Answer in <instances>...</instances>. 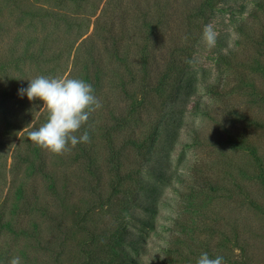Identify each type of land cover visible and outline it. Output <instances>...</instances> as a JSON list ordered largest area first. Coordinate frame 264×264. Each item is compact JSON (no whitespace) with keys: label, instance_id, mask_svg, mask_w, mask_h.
<instances>
[{"label":"trees","instance_id":"16d2710c","mask_svg":"<svg viewBox=\"0 0 264 264\" xmlns=\"http://www.w3.org/2000/svg\"><path fill=\"white\" fill-rule=\"evenodd\" d=\"M219 1L0 0V158L10 147L9 170L0 165V264L15 256L21 264L116 263L123 233L111 213L125 209L118 197L132 194ZM235 30L240 37L217 55L204 87L213 101L202 110L207 122L192 131L209 158L193 167L207 168L204 187L182 195L206 204L192 224L175 222L190 242L171 243L168 264H197L205 252L224 264H264V0ZM70 54L65 79L91 84L102 107L76 133L87 130L90 142L54 155L29 138L47 110L18 91L38 76L62 78Z\"/></svg>","mask_w":264,"mask_h":264},{"label":"rangeland","instance_id":"374dc122","mask_svg":"<svg viewBox=\"0 0 264 264\" xmlns=\"http://www.w3.org/2000/svg\"><path fill=\"white\" fill-rule=\"evenodd\" d=\"M258 1L220 0L211 10L204 25L213 24L216 44L207 48L201 42L202 30L198 34L191 58L171 90L172 100L163 109L134 190L130 195L118 197L125 209L111 213L112 222L115 226L121 223L123 233L121 250L113 256L115 264H168L167 247L187 239L179 234L175 222L190 225L200 216L206 204L204 198L182 195L204 187L207 168H200L196 173L193 167L205 164L209 158L207 151L195 149L196 138L192 131L207 122L202 110L213 101L204 87L217 75V55L226 53L234 45L240 37L235 30L237 25L248 17ZM71 65L72 54L65 58L62 78L66 77ZM9 149L0 158L3 173L9 170ZM81 260L75 259L76 262Z\"/></svg>","mask_w":264,"mask_h":264},{"label":"clouds","instance_id":"9594fccd","mask_svg":"<svg viewBox=\"0 0 264 264\" xmlns=\"http://www.w3.org/2000/svg\"><path fill=\"white\" fill-rule=\"evenodd\" d=\"M217 33L212 23L203 26L201 42L212 48L216 44ZM18 94L27 96L29 101L39 100L47 110V120L38 129L29 132L30 140L41 150L54 155H62L77 144L89 143L87 130L80 132L90 115L102 107L94 94L91 84L76 78H49L38 76L29 80L27 88H21ZM9 264H21L18 256ZM197 264H224L222 256L210 258L205 252L198 258Z\"/></svg>","mask_w":264,"mask_h":264}]
</instances>
